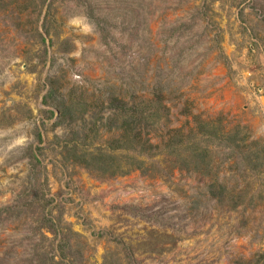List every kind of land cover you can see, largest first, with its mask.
I'll return each mask as SVG.
<instances>
[{"label": "rangeland", "instance_id": "374dc122", "mask_svg": "<svg viewBox=\"0 0 264 264\" xmlns=\"http://www.w3.org/2000/svg\"><path fill=\"white\" fill-rule=\"evenodd\" d=\"M3 207L0 264H264V0H0Z\"/></svg>", "mask_w": 264, "mask_h": 264}, {"label": "trees", "instance_id": "16d2710c", "mask_svg": "<svg viewBox=\"0 0 264 264\" xmlns=\"http://www.w3.org/2000/svg\"><path fill=\"white\" fill-rule=\"evenodd\" d=\"M53 91L49 90L48 94L46 95L47 97H49L50 95H52ZM63 103V105H57L58 110L61 112L60 113V117L64 114V107H65V103L62 100L61 101ZM50 112V115H54V111L52 109L48 110ZM64 116V115H63ZM37 138L40 141L41 140V134L37 133ZM40 150L41 148L39 146H32V144L28 145L26 147V151H28L29 157L30 159V164H31V176H29V181L31 183V186L35 189V191L37 190L36 195L34 196L35 200H39L45 197V194L42 193V189L39 187L42 183H40L39 181V177L41 175V161L37 156V153L34 152V150ZM137 154V153H136ZM93 155V154H92ZM109 156V154H108ZM136 158L139 157V153L138 155H135ZM34 181V182H33ZM40 183V184H38ZM51 199V198H50ZM11 207H3L2 209L0 208V214L3 212H9ZM47 223H42L41 227H45L47 229V231H50L51 233H54L55 235L59 234L60 239L57 245V249L59 251V254L63 257L67 256V251H69L71 249L70 247V237L73 235L70 231L69 228L65 227L64 225H61L60 223V218L57 219V221H55L53 218H48L46 217ZM61 225V226H60ZM62 228H65L67 230V232L65 233L64 230H62ZM64 264H77V261H75L73 259V261H67ZM103 264H111L110 261L108 259H105Z\"/></svg>", "mask_w": 264, "mask_h": 264}]
</instances>
